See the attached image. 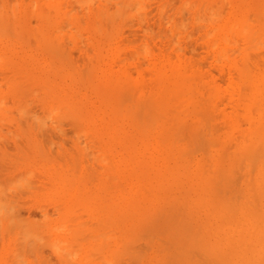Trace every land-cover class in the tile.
I'll use <instances>...</instances> for the list:
<instances>
[{"label": "bare ground", "instance_id": "bare-ground-1", "mask_svg": "<svg viewBox=\"0 0 264 264\" xmlns=\"http://www.w3.org/2000/svg\"><path fill=\"white\" fill-rule=\"evenodd\" d=\"M77 1L0 3V264H264V0Z\"/></svg>", "mask_w": 264, "mask_h": 264}, {"label": "rangeland", "instance_id": "rangeland-1", "mask_svg": "<svg viewBox=\"0 0 264 264\" xmlns=\"http://www.w3.org/2000/svg\"><path fill=\"white\" fill-rule=\"evenodd\" d=\"M2 1L5 2L6 4L12 6L13 4H14V5H19V4H21V2H23V1H27V0H9V1H7V0H0V3H1ZM14 1H16V2H14ZM62 1H63V0H60V3H61ZM64 1H65V3H67V2L69 1V2H68L69 5H68V4H67V5L70 6L71 8H72V6H74L75 8H77V6H79V5L76 6V4H75L76 2H74L75 5H73V3H70V0H67V1L64 0ZM73 1H74V0H73ZM75 1H77V0H75ZM81 1L84 2V0H80V1H79L80 4L82 3ZM7 2H10L11 4H10V3H7ZM71 2H72V1H71ZM98 2H99V0H96V2L94 1V5H97ZM175 2H176V1H175ZM24 3H25V2H24ZM65 3H64V2L61 3L62 5H64V6H63L64 8H63V9L61 8V9H62L63 11H68V10H70V8H69L67 5H65ZM77 3H78V1H77ZM70 4H71V5H70ZM62 5H60V7H62ZM65 6H66V7H65ZM152 6H153V5H150L149 8L152 7ZM75 8H73L74 11L78 9V8H77V9H75ZM80 8H81V6H80ZM65 9H66V10H65ZM150 10H151V11H150V12H151V16H153L154 13H152V12H155V6H154V10L151 9V8H150ZM78 11H80V9H79ZM68 40H69V39H68ZM66 41H67V40H66ZM68 43H69V42H68ZM70 43H71V41H70ZM72 45H73V43H71L70 45H68V48L71 46V47L69 48L68 51L72 52L71 55L74 56V58H75L76 60H79V61L82 60V56H84V55H82V53H81L79 50H76V49H75V53H73L74 49H73V46H72ZM196 45H197V44H196ZM196 45H194V47H195ZM198 47H199V46H197V48L195 47V49H194V50H196V51L198 50L197 52L195 51V54L198 53V52L200 51V52L198 53L199 55H198V54H196V55H198V57L202 56L201 59L206 60L205 57L203 58V56H205V55H204V52H203V49H202V48L199 49ZM74 48H75V47H74ZM76 51H77V52H76ZM88 51H89V49H88ZM202 52H203V53H202ZM200 53H202V54H200ZM0 54H1V53H0ZM75 54H76V55H75ZM78 56H80V58H78ZM1 57H2V56L0 55V70L3 71V74H2L1 71H0V81H1V82H0V85H1L2 82H4V83H2V85L0 86V101H2V102L4 103V104H3V107H4V108H3V107H0V108H3L4 110H3V109H0V111L3 110V111H1L2 114L0 113V121H2V118L5 119V120H7V121H9L8 119H10V117L12 118V115H13V114H14V115L17 114L16 103H15V102L13 103V100H15V98L13 97V96H14L13 88H14V89L16 88V87H15V84H14L16 81H15V82L12 81V82H14V83H12V84L14 85V87L11 86V84H10L11 80H8V79H10V76L8 77V75L12 74V73L10 72L11 70L9 71V70H8L9 67L6 68L7 66H4L5 64L2 62ZM204 60H203V61H204ZM79 61H78V62H79ZM80 62H81V61H80ZM5 63H6V62H5ZM204 65H206V63H205ZM206 67H207V65H206ZM10 69H11V68H10ZM4 71H6V73H7V71H9V72L7 73V75H6L7 80H8V81H7L8 83H7V82L5 83L4 78L2 79V75H5V74H6ZM12 72H14V71H12ZM12 75H13V74H12ZM12 75H11V76H12ZM6 77H5V79H6ZM13 77H14V76H13ZM16 77H18V76L16 75L14 78H16ZM14 78H13V79H14ZM16 79H17V78H16ZM16 79H14V80H16ZM2 80H4V81H2ZM17 80H18V79H17ZM4 85H5V86H4ZM14 91H15V90H14ZM3 95H5V97H2ZM8 95H9V96L11 95L10 98H9ZM7 96H8V100H7ZM11 97H12V98H11ZM3 98H4V99H3ZM6 101H9L8 105H7V102H6ZM2 102H0V103H2ZM10 102H11V103H10ZM12 103H13V104H12ZM9 104H11V105H9ZM0 105H2V104H0ZM7 108H8V109H7ZM9 108H10V109H9ZM6 109H7V110H6ZM12 109H13L14 111H13ZM4 111H5V112L7 113V115H9V116H5L6 113H4ZM8 111H12L11 114H9ZM13 112H14V113H13ZM15 112H16V113H15ZM3 113H4V114H3ZM14 115H13V118H16L17 116L15 115V117H14ZM13 118H12V119H13ZM10 120H11V119H10ZM11 121H12V120H11ZM11 121H9L10 123L8 122L7 124H6V122H5L4 120H3L2 122H0V124H2V123L5 122V124H3V125H8V124H9V125H8L9 128H8L7 126H5V127H7V129H6V128H3V125H2V126L0 125V127L2 128V129L0 128V136H2L3 140H4L5 138L8 139V141H7L6 139L4 140V141H6L5 143H3L4 141H3V142L0 141V144L2 143V145H0V146H3V147H4V150L2 149V147L0 148V152L3 153V154H5V155H2V154L0 153V155H1V156H0V160H2L1 163H0V169L2 170V171H0V173H1V175H2V176H0V181H1L0 184L2 183V181L4 182V183H2L3 186L1 185L0 188L2 189V187H3L4 190H5V189H7V190H11V191H9V192L4 191V190H0V191H1V192H0V194H1L0 197H1V198H2V194H3L4 192H5V193H13L14 191H12L11 188H15V187L17 188L18 184L21 183V181H22L21 179L23 178V176H22L23 174H22V175L20 174V173H21V167H20V165H19L21 159L17 158V155L20 156V155H19V152H18L19 149H18V147H16V146H20L21 144L18 145V141H16V139H17V137H15V135H16V134H15V133H16V127L14 126L15 124L12 125L13 122H11ZM13 121H14V120H13ZM10 125H12V127H11ZM66 128H67V129H66L67 134L72 133V132L70 131V129H68V127H66ZM8 129H10V130H15V131H14L15 133H14V132H12V133L10 132V133H9V131H7ZM3 130H5V131H4L5 133L3 132ZM6 131H7V134H9V135L12 134L11 136H13V137L10 136V137L8 138V135H6ZM2 132H3V133H2ZM70 135H71V134H70ZM70 135H69V136H70ZM4 137H5V138H4ZM2 138H0V140H2ZM15 138H16V139H15ZM10 142H11V143H10ZM4 144H5L7 147H8V145H9V147H11V144H12V146H13L16 150L13 149V148H7V150H6V146H5ZM66 145H67V144H66ZM67 147H69V145H68ZM11 149H13V150H11ZM5 150L8 151V152L6 153ZM9 152H11V153L9 154ZM12 152H13L14 154H16V157L13 156ZM6 154H8V155L6 156ZM11 155H12V156H11ZM3 157H5V158H3ZM6 158H7V159H6ZM3 160H4V162H3ZM5 161H6V163L9 162V163H13V164H8V163L5 164ZM2 162H3V163H2ZM18 165H19V166H18ZM7 166H9V167H7ZM10 166H11V167H10ZM1 167L4 168V169H5V167H6V169L4 170V169H2ZM18 167H19L20 169H19ZM18 171H20V172H19V175H18V174L16 175V173H18ZM2 172H3V173L5 172V173L2 174ZM35 172L38 173V177H37L36 175H35V176H36V177H35L34 174H33V176H34L33 179H35L34 181H36V182L38 181V182H37V183H34V181H33V182L31 181V182L34 183V184H37V185H42V186L46 185V184H44V183H47L46 176H45L41 171H35ZM10 174H11V176L14 175L15 178L18 176V178H17L16 180L13 179V182L16 181V182L18 183L19 181H17V180L20 179V182H19L18 184L16 183L17 186L14 185V183L12 184L11 181H12V177H13V176L10 178ZM35 174H36V173H35ZM39 174L42 175L44 178H43L42 176H40ZM5 175H9V176L6 177ZM19 176H20L21 178H19ZM39 176H40V177H39ZM1 177H2V178H1ZM3 177H4L6 180H5ZM14 177H13V178H14ZM9 179H10V183H11L12 185H10V184L8 183V180H9ZM40 180H41V182H40ZM43 181H45V182H43ZM5 182H6V184H5ZM42 182H43V183H42ZM7 183H8L9 185H8ZM4 184L7 185V187L4 186ZM14 186H15V187H14ZM8 187H9V188H8ZM18 187H19V186H18ZM4 196H5V195H4ZM29 199H30V198H29ZM22 200H23V201L26 200V201L28 202V204H29V202H30V200L28 201V198H27V197L23 198ZM26 201H25V204H23L24 202L21 203V204L23 205V208L21 207V209L24 211V212H22V210H20V212H22V214H23V215H20L21 218H22V219H23V218H24V219H28V218H30L31 220H33V216H34V220H42V217L40 216V214H41L40 212H41V211H38L39 209L36 210L35 207L31 208L30 205L28 206V205L26 204V203H27ZM21 202H22V201H21ZM24 207H27V208H24ZM31 209H32V210H31ZM33 209H34V211H33ZM47 210H48V211L50 210L49 212H53V213H54L53 208H52V207L50 208V206H48ZM51 210H52V211H51ZM18 211H19V210H18ZM25 211H26V212H25ZM28 211H29V212L32 211V213H29ZM35 211L37 212V215H36V216L33 215V212H35ZM83 211H84V210H82V209H79V210L76 211V214H80L82 217L79 215L80 217L78 218L77 215H76L77 218H76V219L74 218V219H75L74 222L77 223V222H81V221L83 222V221H84L85 224H83V226H85L86 224L89 225V223L92 222V219L89 217V215H88V213H87L86 211H84V212H83ZM36 212H35V214H36ZM53 213H50L51 215L49 214V216H50L51 218H54V217L56 216V213H55V214H53ZM30 214H32V215H30ZM82 214H83V215H82ZM28 215H29L30 217H29ZM52 215H53V216H52ZM22 216H23V217H22ZM31 216H32V217H31ZM37 216L40 217L41 219L38 218ZM25 217H26V218H25ZM36 217H37V218H36ZM86 219H87V221L85 222ZM88 220H89V221H88ZM79 224L82 225V223H79ZM91 224H92V223H91ZM46 249H47V248H46ZM46 251H47V250H46ZM48 251H49V250H48ZM53 258H54V257H53ZM53 260H54V259H53Z\"/></svg>", "mask_w": 264, "mask_h": 264}]
</instances>
